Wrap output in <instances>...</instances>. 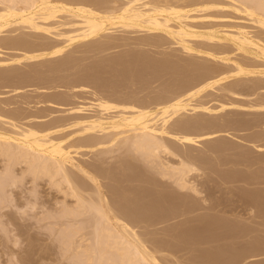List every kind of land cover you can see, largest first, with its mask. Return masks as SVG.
Listing matches in <instances>:
<instances>
[{"label":"bare ground","instance_id":"1","mask_svg":"<svg viewBox=\"0 0 264 264\" xmlns=\"http://www.w3.org/2000/svg\"><path fill=\"white\" fill-rule=\"evenodd\" d=\"M124 33L131 34L129 39L140 33L138 39L132 37L136 44L169 42L188 60L173 62L169 56L165 64L144 53L127 52L85 64L76 55L126 44ZM72 75L78 78L70 80ZM163 77L168 79L165 90L157 95L142 97V91L128 90L131 82L147 88L155 78L166 80ZM76 81L81 89L86 85L99 90H87L93 95L89 104L78 99L74 103L76 92L75 99L67 92L35 97L19 93L30 86H36L35 91L63 86L70 90ZM1 87L11 89L4 91L7 94L18 92L12 101L0 100V158L5 161L0 168V211L15 200L13 183L25 177L40 180L38 186L43 181L59 188L62 199L51 202L53 208L42 214L52 220L48 227L57 228L55 238L64 240L78 264H167L169 254H163L167 260L159 254H173L177 245L167 241L171 247L165 246L155 240L159 231L155 236L145 229L203 221L196 212L218 210L225 200H210L208 206L199 202L208 201L202 195L212 193L210 189L217 195L243 187L236 200L244 206L234 201L231 207L228 200L230 205L224 203L222 210L242 207L264 217V0H0ZM210 90L234 98L219 99L217 107L197 100ZM46 103L55 109L39 106ZM62 106L66 108L58 109ZM228 109L237 115L214 118ZM233 130L251 131L236 153L237 144L222 139L237 137ZM220 216L209 215L214 219L206 222L216 225ZM181 231L174 237L184 236ZM256 248L250 256L258 255ZM229 255L230 261L234 255Z\"/></svg>","mask_w":264,"mask_h":264},{"label":"rangeland","instance_id":"2","mask_svg":"<svg viewBox=\"0 0 264 264\" xmlns=\"http://www.w3.org/2000/svg\"><path fill=\"white\" fill-rule=\"evenodd\" d=\"M118 34V33H117ZM129 34V33H128ZM127 33L125 34L124 33V35L123 36H127V41L126 42H128L129 43V41L131 42V43H133V44H131V45H129L128 43H126V44H121V45H118V46H116V47H114V48H112V49H110V50H108V51H105V52H99V51H89V52H77L76 53V55H78V56H80V57H82L83 58V63H85V64H90V63H92L93 61H95V60H103L104 62H107V60L108 59H110V58H113L114 56H120V55H123V54H126L127 52H136V53H144V54H146L147 56H150V57H148L150 60H154L155 59V61L157 62V60H158V62H164L165 63V61H167L168 63L170 62L169 61V59L168 58H170L171 56H175L176 57V59L174 60V58L173 57H171V60L174 62V61H176V60H180V61H182V62H185L186 61V58H187V60H188V57H187V55L185 54V53H182L180 50H179V47H177L176 45H172L171 43H169V42H167V43H164V44H161L162 46H160V45H155V46H153V45H141V44H136L137 43V40H135V39H138L140 36H141V34L139 33V37H137L138 36V34H136V35H134V34H132V36H131V38L129 39V36L131 35H128ZM118 35H122V34H118ZM144 36H148V35H145V34H143ZM134 36V38L135 39H132V37ZM153 38H155V39H158V37L156 38V37H153ZM129 40V41H128ZM131 40H135L134 42H132ZM128 44V45H127ZM157 46V47H156ZM160 46V47H159ZM178 50V51H177ZM73 51H75V50H73ZM172 52V53H171ZM168 53H170L169 55H168ZM175 53V54H174ZM177 53V54H176ZM179 54V55H178ZM165 55H167V56H165ZM178 55V56H177ZM182 57H181V56ZM170 56V57H169ZM164 57H166V59H168V60H166V59H164ZM180 59H179V58ZM185 57V58H184ZM160 58L162 59V60H164V61H162V60H160ZM183 58H184V60H183ZM165 63V64H168V63ZM164 63H162V64H164ZM25 68H28V67H25ZM77 68H79V67H77ZM167 70V71H166ZM165 71H166V74L167 75H165L166 77L168 76V78L170 77V72H168V71H170V68H169V66L165 69ZM82 74L81 75H84L85 74V71H80ZM79 72V73H80ZM169 74H168V73ZM84 73V74H83ZM165 74V73H164ZM81 75H79V76H81ZM76 77L77 75H72V77ZM71 76H70V80H75V79H77L78 77H74V78H72ZM166 77L164 78L163 77V80L164 79H166ZM168 79H166V80H164V81H162V80H158V79H153L152 81H151V83L152 84H150L149 83V85H148V87L146 88V86L144 87L141 83H139V84H141V85H139L137 82H131V84H134L133 86H131V84L129 83L128 85H130V86H128V88H130V89H128L129 91H135V89L137 90V91H139V92H141L140 93V95L142 96V97H145V96H148V95H151V96H154V94L155 95H157L156 93H161L160 91H162V92H164V88H165V84H163L165 81H167ZM154 81V82H153ZM162 81V82H161ZM81 83V81H79V84ZM75 84V83H74ZM138 84V85H137ZM162 84L164 85V87L162 86ZM76 85H78V82L76 81ZM74 86V88L72 89V88H70V90H72V91H70L69 90V88L68 87H66V88H64V86L63 87H57L56 89L55 88H43V89H40V90H34L33 88L34 87H36V86H30V87H28V88H25V90L23 89V91L21 90L19 93L22 95V96H30V97H35V96H37L39 93L40 94H42V95H46V93H47V95H55L56 93H61V94H65L66 92V95H68V96H70V95H72V96H70V97H73V99H75L77 96V98H76V101L75 100H73L72 98V100L74 101V103L75 102H78V100H81V103H83V104H89V102H90V98L91 99H93V95H90V94H92V93H89V91H87L88 89L89 90H95V91H97V88H95L94 86H84L83 85V87H85V88H80V87H82V85H78V86ZM137 85V86H136ZM143 86V87H142ZM86 87H88V88H86ZM163 87V88H162ZM4 88V89H3ZM5 88H7V89H5ZM92 88H94V89H92ZM139 88H140V90H139ZM141 88H143V89H141ZM1 90H0V100H5V101H7V99H10L9 97H11V101L12 100H14L15 98H12L13 96H15L16 94H17V92H11V93H5L4 91H10L11 89L9 88V90H8V87H1L0 88ZM84 89V90H83ZM46 90V91H45ZM69 90V91H68ZM81 90H83V91H81ZM25 91V92H24ZM35 91V92H34ZM90 91V92H91ZM99 91V90H98ZM97 91V92H98ZM36 92H38V93H36ZM76 92V94L75 95H77V96H75L74 95V93ZM209 92V91H208ZM208 92H206V94H208ZM211 92V93H210ZM210 92H209V94L208 95H206L205 93L203 94V96L202 97H198L197 98V100H202L203 99V101L204 102H207V101H210V102H207L208 103V105H214L213 107H217L218 106V100L220 99V101H223L222 99H224V101L226 100V101H229L228 99H233L234 97H223V95H222V97H221V94H222V92H220V91H212V90H210ZM2 93L3 94H7V95H2ZM45 93V94H44ZM49 93V94H48ZM51 93V94H50ZM55 93V94H54ZM69 93V94H68ZM71 93H73V94H71ZM35 94V95H34ZM107 94V93H106ZM57 95V94H56ZM144 95V96H143ZM5 96H8V97H5ZM4 97H5V99H4ZM2 98V99H1ZM70 99V102H73L72 100ZM78 99V100H77ZM9 101V100H8ZM218 101V102H217ZM80 102V101H79ZM218 103V104H217ZM51 106H52V104H50ZM49 105V103L47 104H40L39 106H47L48 108H46L47 110H49V109H51L52 107H53V109H55V107L54 106H50ZM58 105H56V107H57ZM60 107H61V105H59ZM64 106V105H63ZM62 106V108H60V107H58V109H64V108H66V106L65 107H63ZM50 107V108H49ZM57 109V108H56ZM242 111V110H241ZM199 113H201V111H198ZM219 112H221V111H219ZM219 112H216L217 114L216 115H214V118L215 119H219V118H221V117H223V116H225V115H232V116H234L235 114L237 115V113H234V115H233V112H238V111H229V109H228V111L226 112V111H222V113L221 114H219ZM232 112V113H231ZM226 113H228V114H226ZM230 113V114H229ZM202 114V113H201ZM223 114V115H222ZM225 114V115H224ZM217 115H218V118H217ZM220 115V116H219ZM234 131V130H233ZM237 131V130H236ZM236 131H234L232 134L233 135H235V136H237V137H235L234 138V136H232L231 137V135H229V137L228 136H226L225 135V137L224 138H222V139H225L227 142H230V143H235V145L234 146H236V144H237V148L234 150V153H236V152H238V150L239 151H241V148L242 147H240V146H243V145H246L247 143H245L246 141L244 140V136H245V133H246V135L247 134H249V132L251 133V131H244V130H238L237 132ZM242 137V138H241ZM237 138V139H236ZM239 138V139H238ZM241 138V139H240ZM228 139L230 140V141H228ZM221 140V139H220ZM220 140H218V141H220ZM244 141V142H243ZM215 142H217V141H215ZM232 143V144H233ZM240 145V146H239ZM202 148V147H201ZM237 150V151H236ZM223 156V154L221 155V157ZM1 157V156H0ZM86 158V157H85ZM1 159V158H0ZM2 159H3V157H2ZM2 159L0 160V168L3 170L4 168V165H5V161H2ZM0 169V172L2 171ZM217 175V174H216ZM216 175H213L212 177H214V178H216V179H218L219 178V176H216ZM202 177H207L206 175H204V176H202ZM29 179L30 178H26L25 179V187H23L20 191H19V189H17L16 191H18V192H15V194L13 193V195H14V198H15V200L17 201V203H16V201L14 200V202H11L10 204L8 203V205H7V208H5V209H3V210H1L0 212H5V213H7V214H3V213H0V264H78V262L76 261V259L74 258V257H72L73 255H72V250L70 251V250H68V248H67V246H66V244L64 243V240H62L61 238H60V236H59V238H55L56 236L55 235H58L57 234V228L55 229V227L53 228V226H50V227H52L53 229H51L50 227H48L49 225H51V224H47V223H51V221L52 220H50V219H48V218H46V214H44V216H43V214L42 213H40V212H38V213H36V214H33V215H31V216H29L28 218H22V217H20L18 214H17V212L15 211V209L17 208V207H19L20 205H21V207H23L24 206V201H25V199L27 198V192H28V189H27V187L26 186H28V185H30L31 184V182L29 181ZM220 179V178H219ZM24 180V179H23ZM23 182V181H22ZM43 182V181H42ZM42 182H40V186H39V189H40V196L42 197L41 199H42V201H40V203L42 204L43 202L46 204V202H47V204L49 205V203H51V202H53V204H54V200L55 201H57V199L58 200H61L59 197H62L60 194L58 195V193H56L57 195H58V197H56L55 199H53L54 198V196H55V194L54 195H52L53 194V192H55V191H50L49 189H50V186H46V184L44 185ZM42 183V184H41ZM111 183H113V182H111ZM239 185V184H238ZM264 186V185H263ZM258 187H260V185H257V188ZM234 188V187H233ZM235 188H238V187H235ZM234 188V189H235ZM243 187H240V188H238V189H240V191L238 190H236L237 192H233V190L231 191L230 190V192L227 190L228 188H226V190L227 191H224V190H222V192H224L223 194H222V192H220V191H216L215 193H217V192H220V194L218 193L217 195H214V192L212 191L213 189H210L211 190V192L212 193H209L208 191L206 192V193H203V195H202V198H204V197H206L207 198V202H204L203 200H198L199 202H201V203H207V204H205V205H211L212 203L214 204V202H216L217 203V201L218 200H222L223 201V199H225L224 200V202H223V204L225 203L226 205H230L231 207L233 206V207H235L236 205L237 206H240V204H241V206H244V204H243V202L242 201H240L239 202V200H236V199H239L238 198V195L240 194H242L245 190L243 189L242 191H241V189H242ZM114 190L116 189V188H113ZM218 189V188H217ZM25 190V191H24ZM117 190V189H116ZM234 190V191H235ZM22 192V193H21ZM226 192H229V193H227L226 194ZM241 192V193H240ZM209 193V194H208ZM237 193V194H236ZM204 194H205V196H204ZM210 196H212V195H214L213 197H214V199H213V197H207L208 195ZM56 195V196H57ZM221 195L223 196L224 195V197H221ZM234 197V196H237V198H232L231 199V197L232 196ZM17 196V197H16ZM204 196V197H203ZM216 196V197H215ZM218 196H220L222 199H220V197L219 198H217ZM229 196H231L230 197V199H229ZM227 197V198H226ZM47 198L48 199H50V200H47ZM53 200H52V199ZM119 199L117 196H115V199ZM199 198H201V197H199ZM201 198V199H202ZM210 198V199H209ZM18 199H20V200H18ZM45 199V200H44ZM216 199V200H215ZM235 199V200H234ZM210 200H212V203H211V201ZM228 200H229V202H231L230 204L228 203L227 204V202H228ZM232 200V201H231ZM22 201V202H21ZM222 201H219L218 203H221ZM227 201V202H226ZM234 201H237V203L236 202H234ZM19 202V203H18ZM232 202H233V204H232ZM240 204H239V203ZM15 203H16V205H15ZM215 203V204H216ZM235 203H236V205H235ZM46 204V205H47ZM53 204L51 203L50 204V207L49 206H47L48 208H47V212L46 211H44L45 213H49V211L51 210L50 208H53V207H51V206H53ZM223 204L221 203V205H222V207L220 206L219 208H218V210L217 209H215V211H213V210H211V211H207L206 209L205 210H201V212H200V214L203 212L204 214H206L205 215V217L203 216V214H199L198 215V213L196 212L195 213V216L197 215V218L198 217H200V218H202L203 219V221L201 220V219H199L198 218V220H195L193 223L195 224V225H193V223L192 222H187V224L189 225V227L190 228H188L187 227V224L186 223H181L180 225L178 224V226H177V224H173L174 226H168L169 224H160L159 226H157V229H156V227H148V228H146L145 230H147V229H149L148 230V232H150L151 230L153 231V229H154V231L152 232H150V233H153L155 236L156 235H158L159 233H157V231H159L161 234H159L158 236H156V238H155V240L157 241H161V244H162V241L163 242H166L167 243V241H168V243H172L173 242V244L175 243L176 245H177V247L176 248H178L177 250H176V248L175 249H173L174 250V252H173V254L176 256V257H174V255L170 252V251H165V252H162V253H160L159 254V256L161 255V256H163L164 257V260H167V259H169V260H167L166 262H168L167 264H171L172 263V261L171 260H173V261H175V263H178L180 260L182 261L180 264H201V261H202V263L203 262H205V263H203V264H207L206 262H210V264L212 263V264H217L218 262H222V260L225 258V257H227V261H224L223 260V262H225V264H227L226 262H229V263H231L232 264V262L234 261V258L233 257H235L236 259L235 260H243L244 258V262H240L241 264L243 263V264H262V262H263V264H264V217H262V216H260V214H258L259 216H256V215H254L255 214V212L253 211L252 213L251 212H249V211H247V210H243L242 209V207L241 208H237L236 210H234V211H227V210H222V208H223ZM224 204V205H225ZM239 204V205H238ZM10 205H12L11 207H10ZM43 205V204H42ZM9 206V207H8ZM15 206V207H14ZM17 206V207H16ZM221 208V209H220ZM50 209V210H49ZM5 210V211H4ZM200 211V210H199ZM206 211V212H205ZM222 211V212H221ZM223 211H225V212H223ZM245 211H247V212H245ZM43 212V213H44ZM209 212V213H208ZM208 213V214H207ZM252 214L253 215V217L252 216H250L249 217V215L248 214ZM258 213V212H257ZM216 214V215H215ZM219 214V215H218ZM250 214V215H251ZM43 216V219L41 218L42 216ZM46 215V216H45ZM211 216V215H213V217L214 218H217L218 216H220L219 217V219H220V221L221 222H223L224 223V225H222V223L221 222H213V223H216V225H214V224H211V223H207L208 221H212V219H214L213 217H212V219L211 218H209L208 216ZM218 215V216H217ZM223 215V216H222ZM16 218V219H14V217ZM202 216V217H201ZM215 216H217V217H215ZM255 216L257 217V219L255 218ZM10 217L11 218H13L12 220H9L10 219ZM47 219H45V218ZM224 217V218H223ZM227 218V220L229 221H227V220H225L226 218ZM209 219V220H207V219ZM222 218V219H221ZM234 218V219H233ZM249 218H252V219H249ZM256 220H255V219ZM259 218V219H258ZM205 219V220H204ZM211 219V220H210ZM232 219V220H231ZM240 219V220H239ZM16 220V221H15ZM199 220H201V221H199ZM206 220H207V222H206ZM223 220V221H222ZM238 220V221H237ZM2 221V222H1ZM18 221V222H17ZM47 221V222H46ZM50 221V222H49ZM196 221H198V222H196ZM227 223H229V224H227ZM233 222L234 221V223L232 224L231 222ZM240 222V223H239ZM203 223V224H202ZM204 223H207V224H209L210 226H206V224H204ZM219 223H221L220 225H222V226H220V225H218ZM245 225H244V224ZM5 224V225H4ZM192 224V225H191ZM197 224V225H196ZM201 224V225H200ZM233 226H232V225ZM163 225V226H162ZM171 225V224H170ZM187 227V228H185V226ZM193 226V228L195 229V231H194V229H192V227L191 226ZM204 225V226H203ZM218 225V226H217ZM225 225H227L228 226V229H227V226H225ZM234 225L236 226H239V227H241L242 228V230L244 229V231L243 232H241L240 230H241V228H239V227H237L238 229L236 230V229H234ZM242 225H244V226H242ZM5 226V227H4ZM169 228H168V227ZM48 227V228H47ZM158 227H160V228H158ZM162 227H163V229H162ZM177 227V228H176ZM185 228V229H182V228ZM205 227H207V232H206V228ZM213 227H215V229L213 228ZM219 227V228H218ZM51 230H50V229ZM152 228V229H151ZM212 230H211V229ZM234 229V231H232V229ZM159 229V230H158ZM182 230L181 231V233L184 235V236H182V235H180V237L179 236H176V237H174L175 235L174 234H177V235H179L180 234V230ZM186 229H190L191 231H192V233L193 232H195V233H193V235L191 236V234L192 233H190L189 231L190 230H187L186 231ZM54 230V232H51V231H53ZM55 230H56V232H55ZM164 230H168V232H163ZM171 230V231H170ZM176 230V231H175ZM179 230V231H178ZM183 230H185V233L183 232ZM205 230V231H204ZM212 232H211V231ZM213 230H214V232H213ZM215 231H216V234H215ZM235 231H238V232H235ZM248 231V232H247ZM163 232V233H162ZM179 232V233H178ZM197 232V233H196ZM251 232V233H250ZM51 233H53V235L51 234ZM165 233H167V234H165ZM171 233V234H170ZM210 233H212V234H210ZM236 233V234H235ZM239 233V234H238ZM51 234V235H50ZM170 234V235H169ZM213 234H215L216 235V237H215V235H213ZM165 236L166 238H164L163 236ZM169 235V236H168ZM173 235V236H172ZM187 236V238H186V236ZM237 235V236H236ZM182 236V237H181ZM190 236V237H189ZM29 237V238H28ZM58 237V236H57ZM161 237H163V238H161ZM167 237H171V238H167ZM172 237H174V238H172ZM157 238H159V239H157ZM175 238H180V241H182V240H184L183 242H178L179 240L178 239H175ZM57 239H60L59 241H62V244H61V242H59ZM162 239V240H161ZM167 239H169V240H167ZM55 240V241H54ZM186 240V241H185ZM157 241V242H158ZM176 241V242H175ZM254 241H256V242H258V243H256V242H254ZM64 243V244H63ZM164 244L163 243V245H165V246H170L171 244ZM187 243V244H186ZM254 243V244H253ZM255 243H256V245H255ZM172 244V245H173ZM64 245V246H63ZM176 245H174L173 246V248L176 246ZM251 245H254V247H252ZM260 245H261V247H260ZM251 246V247H250ZM256 246H257V248H258V250H256V251H258L257 253H258V255L257 254H255L254 256H250L251 254H253L254 252H253V250H254V248H256ZM171 247V246H170ZM227 247V250H229L230 251V253L228 252V254H226L225 252H227L226 251V248ZM250 247V248H249ZM179 248H181V249H179ZM225 250H224V249ZM256 248V249H257ZM67 249V250H66ZM222 249H223V251H224V253H225V255H229V256H231V254L232 255H234L232 258H229L230 259V261L228 260V256H225L224 254H223V251H222ZM238 249V251H236ZM248 249H250V250H248ZM262 249V250H261ZM179 250V251H178ZM181 250V251H180ZM64 251H66L65 252V254H63V252ZM176 251V252H175ZM205 251V252H204ZM250 251V252H249ZM255 251V250H254ZM168 252V253H167ZM170 252V253H169ZM188 252V253H187ZM220 252H222V253H220ZM234 252V253H233ZM238 252H239V254H238ZM245 253V254H247V255H245V254H243V253ZM248 252V253H247ZM177 253V254H176ZM260 253V254H259ZM163 254H166V256H167V254H169L168 256H170L171 257V255H172V257H174V258H168V256H167V259H165V256L163 255ZM205 254H207L208 256H209V258H207V257H205L204 255ZM218 254H221V255H218ZM236 254H238V256H236ZM242 254V255H241ZM67 255V256H66ZM222 255H224V256H222ZM241 255V259L240 258H238L239 256ZM247 256L248 258L246 259V257H242V256ZM201 256H204L203 258L201 257ZM214 256H222V258L221 257H219V259H221V260H214V259H218V258H214ZM178 257V258H177ZM69 258V259H68ZM209 259V261L207 260V259ZM74 259V260H73ZM203 259H204V261H203ZM231 259H233V260H231ZM201 260V261H200ZM207 260V261H206ZM238 260L237 261H234V263L235 262H238ZM77 263H76V262ZM169 261H170V263H169ZM178 261V262H177ZM214 261L216 262V263H214ZM223 262L222 263H219V264H223ZM228 263V264H229ZM233 263V264H234Z\"/></svg>","mask_w":264,"mask_h":264},{"label":"clouds","instance_id":"3","mask_svg":"<svg viewBox=\"0 0 264 264\" xmlns=\"http://www.w3.org/2000/svg\"><path fill=\"white\" fill-rule=\"evenodd\" d=\"M26 178L27 177L24 178L22 183H19V182L13 183L12 188L21 190L23 187H25V179ZM31 178H32L31 184L27 186L28 192H27V198L24 201V206L23 207H17L15 209L17 214L22 218H28L29 216H31L33 214H36L38 212L43 213L45 210H47V206L42 205L40 203V189L38 186V182L40 180H36L33 177H31ZM49 190L55 191L58 194L63 196V192L59 188L50 187Z\"/></svg>","mask_w":264,"mask_h":264}]
</instances>
